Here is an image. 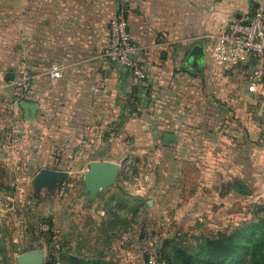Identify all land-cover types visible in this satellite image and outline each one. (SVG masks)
Masks as SVG:
<instances>
[{
	"label": "crops",
	"instance_id": "1",
	"mask_svg": "<svg viewBox=\"0 0 264 264\" xmlns=\"http://www.w3.org/2000/svg\"><path fill=\"white\" fill-rule=\"evenodd\" d=\"M254 9L251 0H19V7L9 13L10 21L5 29L9 36L5 41L9 52L6 67L10 69L0 70V79L7 80V74H13L14 79L23 70L33 79L30 90L23 96L19 97L11 89L0 99V150L7 135L23 134L41 126L48 115H56L57 120L67 112L68 129L77 133L89 128L91 123L95 124L93 129L101 132L107 127L109 114L127 113L138 130L152 133V138L147 140L148 146L153 144L154 148L162 149L165 174L169 170L170 182L167 194L164 192L165 203L169 199L178 207L180 200L173 202L174 193L179 191L178 183L189 176L178 167V163L183 162H179L183 158L178 154L179 148L201 147L206 142L215 145V140L208 138L211 137L208 128L202 125L205 115L208 116L210 110L212 114L215 99L237 93L231 86L232 93L228 90L225 94L219 84L227 80L209 75V70L228 72L214 66L209 59L212 37L233 20H248ZM116 14L127 19L132 41L140 48L134 69L124 68L106 56L110 21ZM196 45L204 47L206 52L204 66L199 68L205 76L197 73L191 77L198 79L200 76L195 84L206 81L211 84L209 93L213 106L209 108L207 104L205 110L202 105L206 103L190 102L186 94L173 90V85L185 76L177 70L181 62L184 68L193 67L185 60ZM17 50L19 61H15L13 69L12 53ZM55 72L60 75L53 77ZM203 97L204 93L200 99ZM109 99L114 100L110 112ZM22 101L38 104L33 120L26 119L20 105ZM131 101L134 104L129 105ZM243 122L251 139L253 121L245 117ZM227 139V146L233 144L234 140ZM238 158L233 163V158L228 156V164L222 167V158L215 152L211 169H207L206 174L197 171L196 178L200 181H196L198 183L191 190V197L195 196L191 204H200L196 210L205 215L206 211L211 212V217L215 218L221 212H230L229 204L235 201L237 190L248 196L264 195V175L254 174L248 166L251 161H243L245 156ZM236 169L240 174L238 178L234 176ZM119 174V170L107 172L106 180L101 183L93 179L84 183L76 181L63 201L67 211L76 212V219L87 217L92 232L94 229L117 232L122 226L121 219L125 222L129 219L130 227L124 234H133L139 203L156 190L151 183L138 178L140 186L137 184L136 190L125 188ZM71 175L68 173L67 179ZM146 202L149 216L155 218L160 202L155 198H148ZM74 228L69 229L67 239L79 245Z\"/></svg>",
	"mask_w": 264,
	"mask_h": 264
},
{
	"label": "rangeland",
	"instance_id": "2",
	"mask_svg": "<svg viewBox=\"0 0 264 264\" xmlns=\"http://www.w3.org/2000/svg\"><path fill=\"white\" fill-rule=\"evenodd\" d=\"M18 7L19 0H0L2 71L10 69L6 67L9 52L5 48V41L9 36L5 34V29L10 21V11L14 13ZM15 37L18 39V36ZM14 53L11 60L13 69L19 61V50ZM178 68V73H182V76L184 74L185 78L175 83L173 90L184 96L186 94L190 102L198 105L203 102L206 103L202 105L203 108L207 104L211 108V84L207 81L195 84L201 75L205 76L204 71L197 66L184 68L182 62ZM197 73L200 74L198 79L191 77ZM210 74L227 80L228 83L225 81L219 84L225 94L228 90L232 93L229 89L231 86H234L237 93L215 99L212 114L210 110L208 116L205 115L202 125L208 128L207 132L213 137L208 138L215 140V145L206 142L201 147L192 145L179 148L178 154L183 156L179 162H183L178 163V167H182L189 178L181 180L177 188L179 191L174 193L173 202L175 199L177 202L180 200L178 207L169 199L165 203L164 192L169 189L170 182L169 170L165 174L162 149L154 148L153 144L148 146L147 140L152 138V133L138 130L131 121L132 116L127 113L121 116L109 114L107 127L101 132L93 129L94 123L77 133L69 131L70 119L66 112L58 116L60 123L56 120V115H48L41 126L31 128L23 134L14 132L7 135L0 150V264H17V258L29 252L41 253L42 264H65L69 254L111 260L115 264H168L167 260L162 259L163 245L167 240L175 246L195 247L201 236H215L220 231H230L239 224L255 220L256 214H264L263 194L248 196L238 190L235 192V201L229 204L230 212H221L215 218L211 217V212L208 214L206 211L205 215V212L196 210L200 204H191L192 198H195L191 197L192 187L198 183L196 181H200L196 178L197 171L206 174L207 169H211L212 155L215 152L222 158V167L228 164V156L233 158V163L234 160L237 162L238 157L245 156L243 161H251L248 166L253 173L264 175V73L257 81L250 78L246 68L226 73L209 70ZM203 93L204 97L200 99ZM208 96L210 98L207 99ZM132 101L136 103L135 100ZM132 101L128 104H134ZM113 102L112 99L108 100L109 112ZM245 117L253 121V131L250 127L251 139L243 122ZM228 137L231 141L234 140L229 146ZM200 155L204 158L201 159ZM91 159L116 163L121 172L119 180L125 188L136 190L137 184L140 186L138 179L151 183L152 188H156L155 192L147 194L139 203V217L132 226L133 234H124L130 227L129 219L126 222L121 219L122 226L117 232L105 233L96 229L92 232L87 217L76 219V212L67 211L63 201L76 181L84 183L83 172L91 169ZM44 168L65 171L71 173L72 177L60 178L51 187L37 184L35 177ZM237 169L234 172L235 178L240 175ZM75 171L77 172L74 173ZM239 180L242 183L243 180ZM202 182H205L204 179ZM244 182L246 184V180ZM225 197L226 195L222 196L223 199ZM148 198H155L160 202L155 218L149 216V205L146 202ZM70 228L75 229L74 236L79 240V245L68 241ZM122 234L124 236L121 238ZM3 250L7 253L6 258Z\"/></svg>",
	"mask_w": 264,
	"mask_h": 264
},
{
	"label": "built area",
	"instance_id": "3",
	"mask_svg": "<svg viewBox=\"0 0 264 264\" xmlns=\"http://www.w3.org/2000/svg\"><path fill=\"white\" fill-rule=\"evenodd\" d=\"M255 9L246 21L233 20L219 34L212 37L209 59L217 68L235 71L246 68L250 78L260 80L264 73V0H251ZM140 48L132 41L128 22L122 15L110 21V37L106 56L124 68L134 69ZM59 72L52 74L58 77ZM30 73L23 70L12 80L0 79V99L11 89L21 97L32 85ZM64 190L61 191L63 195Z\"/></svg>",
	"mask_w": 264,
	"mask_h": 264
},
{
	"label": "trees",
	"instance_id": "4",
	"mask_svg": "<svg viewBox=\"0 0 264 264\" xmlns=\"http://www.w3.org/2000/svg\"><path fill=\"white\" fill-rule=\"evenodd\" d=\"M162 253V259L167 260L168 264H264V214L258 213L255 220L239 224L230 231L201 236L195 247L175 246L167 240ZM6 254L3 250L5 258ZM65 264L115 263L69 254Z\"/></svg>",
	"mask_w": 264,
	"mask_h": 264
},
{
	"label": "water",
	"instance_id": "5",
	"mask_svg": "<svg viewBox=\"0 0 264 264\" xmlns=\"http://www.w3.org/2000/svg\"><path fill=\"white\" fill-rule=\"evenodd\" d=\"M206 58V52L204 47L196 45L188 54L185 63H192L193 66L203 68ZM13 74H7L6 79H13ZM21 107L25 110L26 119L33 120L38 108L37 103L22 101ZM171 134H168L170 136ZM91 169L85 174V180L90 181L93 179L96 182H103L106 180V173L116 172L119 166L116 163L109 161H92L90 163ZM68 173L65 171H59L54 169L44 168L35 177V182L40 185L53 186L57 183L58 179L67 177ZM99 178V179H97ZM43 255L39 252H29L20 255L17 258V264H42Z\"/></svg>",
	"mask_w": 264,
	"mask_h": 264
}]
</instances>
